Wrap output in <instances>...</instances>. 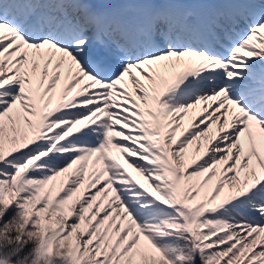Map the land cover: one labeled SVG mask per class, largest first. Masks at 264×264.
Here are the masks:
<instances>
[{
    "label": "snow or ice",
    "instance_id": "1",
    "mask_svg": "<svg viewBox=\"0 0 264 264\" xmlns=\"http://www.w3.org/2000/svg\"><path fill=\"white\" fill-rule=\"evenodd\" d=\"M0 264H264V0H0Z\"/></svg>",
    "mask_w": 264,
    "mask_h": 264
}]
</instances>
